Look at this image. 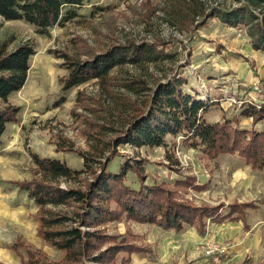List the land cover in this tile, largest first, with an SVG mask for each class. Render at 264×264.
<instances>
[{
  "label": "rangeland",
  "instance_id": "obj_1",
  "mask_svg": "<svg viewBox=\"0 0 264 264\" xmlns=\"http://www.w3.org/2000/svg\"><path fill=\"white\" fill-rule=\"evenodd\" d=\"M240 1L92 0L77 19L51 28L48 35L22 20L0 16V45L5 43L12 51L30 43L36 52L26 85L10 98L21 112L18 121L8 125L0 147V264H25L28 255L23 247L42 252L53 263L63 259L64 254L39 238V208L17 186L36 177L31 153L82 170L81 153L95 154L98 144L106 155L116 149L123 157L145 160L146 186L164 185L193 206L254 205L245 209L247 222L207 220L204 235L194 226L177 233L122 216L108 223L104 233L123 239L124 245L133 243L142 253L113 251L106 264H264V172L253 171L236 156L208 159L180 136H169L167 147L137 149L124 143L113 148L131 118L147 108L151 92L144 87L152 89L171 77L187 79L184 91L203 94L200 99L213 103L205 116L209 123L236 119L239 127L250 130L253 120L239 115L250 105L253 85L264 88V53L252 50L245 28L200 16L214 8H235ZM142 43L158 44L169 56L125 64L105 81L94 79L63 90L70 74L67 62L93 60L112 48ZM252 77L258 78L250 84ZM139 81L145 84L131 90L129 86ZM256 126L264 131V121ZM123 157L111 161L110 172L119 171ZM187 178L198 188L185 183ZM126 180L128 186L140 188L134 173L129 172ZM18 242L23 247L17 250Z\"/></svg>",
  "mask_w": 264,
  "mask_h": 264
},
{
  "label": "trees",
  "instance_id": "obj_2",
  "mask_svg": "<svg viewBox=\"0 0 264 264\" xmlns=\"http://www.w3.org/2000/svg\"><path fill=\"white\" fill-rule=\"evenodd\" d=\"M91 1L0 0V16L9 21L22 20L39 34L48 35L51 28L77 19L80 10ZM239 3L232 9L203 11L200 16L217 17L231 28H245L254 50L264 53V0ZM35 54L30 43L12 51H7V44L0 45V147L4 144L8 125L16 123L21 112L10 104V98L26 85ZM168 56L158 49V44L142 43L112 48L93 60L67 62L70 74L63 90L78 88L94 79L105 81L115 68L125 64L154 62ZM138 84L145 83L139 81L129 87L136 90ZM186 84L187 79L180 76L160 80L152 89L146 85L144 88L151 92L147 108L142 109L138 117L131 118L128 130L115 141L113 148L124 143L137 149L167 147L169 136H180L185 145L201 150L208 159L236 156L253 171L264 172V131L256 129V125L264 121V106L246 105L239 115L253 119L250 130L239 127L236 119L209 123L205 116L213 109V103L209 105L208 101L200 99L203 94L194 96L184 91ZM103 144L108 146L110 143ZM94 151L95 154L81 153L84 158L82 170L69 167L59 159L41 158L31 153L38 168L36 177L17 183V186L39 208V238L64 255L62 260L53 263L42 252L23 247L18 242L14 248H25L28 255L25 264H106L113 258V251L114 254L142 253L133 243L124 245L123 239L118 241L117 237L111 238L104 233L108 223L122 216L177 233L194 226L199 235H204L207 220L213 224L228 220L247 222L245 209L254 208L250 203L193 206L177 199L172 189L164 185L146 186L145 160L123 157L116 149L108 150L106 155L99 144ZM117 156L126 158L125 162L117 173L110 172L109 164ZM129 172L139 180V189L127 185ZM185 181L192 188L199 186L194 179ZM63 183L67 186L63 187ZM224 209L227 214H222ZM104 246L108 248L102 250Z\"/></svg>",
  "mask_w": 264,
  "mask_h": 264
},
{
  "label": "built area",
  "instance_id": "obj_3",
  "mask_svg": "<svg viewBox=\"0 0 264 264\" xmlns=\"http://www.w3.org/2000/svg\"><path fill=\"white\" fill-rule=\"evenodd\" d=\"M253 89L255 90L254 94L251 95V101L249 102L252 105H258L255 103V101H259L261 103H264V88L258 86L257 84L253 85ZM225 253V252H224Z\"/></svg>",
  "mask_w": 264,
  "mask_h": 264
},
{
  "label": "crops",
  "instance_id": "obj_4",
  "mask_svg": "<svg viewBox=\"0 0 264 264\" xmlns=\"http://www.w3.org/2000/svg\"><path fill=\"white\" fill-rule=\"evenodd\" d=\"M252 50H254V48H253ZM254 51H256V50H254ZM251 74L253 75V70H252ZM247 75H248V74H247ZM248 76H249V75H248ZM256 78H258V77H252V78H249V83H250V84L253 83V82L255 81ZM261 78H262V77H261ZM255 84H256V83H255ZM256 104L259 105V104H261V102L257 101ZM261 105H263V104H261ZM244 108H245V107H243V108L241 109V112L244 110ZM252 120H253V119L250 118V121H251V122H252ZM241 124H242V123H241ZM241 128H242V126H241ZM251 128H252V125H251V126H248V129H251ZM246 129H247V128H246ZM256 129L258 130L257 126H256Z\"/></svg>",
  "mask_w": 264,
  "mask_h": 264
}]
</instances>
